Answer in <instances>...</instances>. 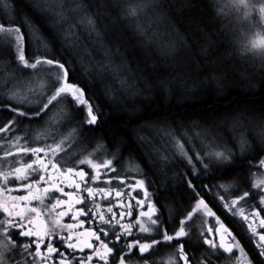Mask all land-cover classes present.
Returning <instances> with one entry per match:
<instances>
[{"label": "snow or ice", "instance_id": "obj_1", "mask_svg": "<svg viewBox=\"0 0 264 264\" xmlns=\"http://www.w3.org/2000/svg\"><path fill=\"white\" fill-rule=\"evenodd\" d=\"M30 3L39 19L15 18L10 0H0L11 13L0 16V66L8 70L0 87V264H264V102L209 107L210 115L167 107L178 82L185 99L207 82L191 68V37L173 13L183 18L206 3L215 19L224 7ZM228 8L264 21V0H231ZM160 26L172 29L166 42ZM200 37L208 60L217 42L205 29ZM91 52L99 54L100 95L77 59ZM238 53L253 69L248 94L264 96V34L241 40ZM211 79L220 94L227 74ZM126 159L143 164L133 172ZM181 168L165 186L180 199L161 202L151 177ZM163 250L167 259L158 261Z\"/></svg>", "mask_w": 264, "mask_h": 264}, {"label": "trees", "instance_id": "obj_2", "mask_svg": "<svg viewBox=\"0 0 264 264\" xmlns=\"http://www.w3.org/2000/svg\"><path fill=\"white\" fill-rule=\"evenodd\" d=\"M10 2L15 8V18L22 19L25 16H33L34 19H39L38 14L34 15V9L31 7L30 0H10ZM212 3L224 7V13L217 14L215 19L212 16L216 13V9L214 8L210 11L206 3H201L199 10L195 13H185L183 18L173 13L174 19H182L183 27L180 28V31L186 32L191 37L190 42L192 47L188 53V60L192 70L194 72L198 70L202 77L207 78V82L202 87L197 82L195 98H192L191 93H189V98L185 99L184 95L179 91L180 83L178 82L175 85L178 93L171 99L167 107L177 114L201 113L210 115L209 107L217 111H230L237 106L243 108L245 105L258 109L260 104L264 102V96L259 95V89L255 90L257 94L254 96L248 94L252 90L249 88V81L245 79V76L246 74H251L253 69L247 59H245L244 63L240 62L239 58L242 57V54L238 53V49L240 48L238 42L243 40V42L247 43V41L255 38L253 34L254 26L250 24L252 21L257 22V19L244 20L239 13L235 11L230 12L228 5L231 3V0H212ZM5 14L11 15L0 4V16ZM200 29H205L207 32L212 33L213 39L217 42L214 49L215 56L208 60H204L200 55V45L202 43ZM160 33V40L164 42L172 38L173 35L171 27L168 28L167 33L165 32V26H160ZM31 47L26 37V49L29 52L31 51ZM90 55H93L95 59ZM90 55L78 56L77 59L82 65V70L89 71L92 77H96L97 83L93 91L97 95H100L105 84L99 83V76L94 68L96 60L99 59V54L97 52H91ZM7 71L0 66V87H3L5 83ZM217 72H225L227 74L224 89L218 95L215 94L216 83L211 79L212 75ZM107 84L111 85L114 82L109 80ZM81 86L83 87L84 84L82 83ZM191 88L192 84L189 83L188 89ZM85 91L87 93L89 89L85 88ZM103 110L105 112H111V109L108 107H105ZM159 111L160 109H157L152 114H158ZM116 123L117 121L114 120L105 127L115 128ZM120 123H123V121H120ZM115 135L117 139L121 138L120 131H116ZM123 138L126 139L127 137ZM124 154L127 158V151ZM136 162L141 165L143 164L142 160ZM177 171H183V169H170L167 175H153L151 177L156 181L155 186L162 190L168 202H171L173 199H180V195L176 192L174 186H169V190L165 191V186L169 184L170 178L174 177ZM205 182L207 183V181Z\"/></svg>", "mask_w": 264, "mask_h": 264}, {"label": "flooded vegetation", "instance_id": "obj_3", "mask_svg": "<svg viewBox=\"0 0 264 264\" xmlns=\"http://www.w3.org/2000/svg\"><path fill=\"white\" fill-rule=\"evenodd\" d=\"M89 150H91V149H89ZM128 162V160L126 159V162H125V168L126 169H128L129 167L131 168V170L133 171V172H136V171H138L139 169L137 168V166L136 165H134V163H135V161H131L132 162V164H130L129 162ZM150 191H153V190H155V191H157L158 192V194H159V196H160V199H161V202H164V201H167V199L164 197V195H163V192H162V190L161 189H159V188H157L156 186H155V188L153 189V188H150L149 189ZM66 222H67V220H66ZM199 223V221H197V224ZM21 239H23V238H21ZM165 251L166 250H163L157 257H156V259L159 261L160 259H167V257H166V255H165Z\"/></svg>", "mask_w": 264, "mask_h": 264}, {"label": "rangeland", "instance_id": "obj_4", "mask_svg": "<svg viewBox=\"0 0 264 264\" xmlns=\"http://www.w3.org/2000/svg\"><path fill=\"white\" fill-rule=\"evenodd\" d=\"M256 19H257V22L252 21L251 24H250V25H253V26H254V27H253V29H254V32H253L254 37H255V34H256V33H262V34H264V21H260L258 17H256ZM247 42H248V41H247ZM238 43L240 44V42H238ZM90 56H91L92 58H94L93 55H90ZM239 60H240L241 63H244V62H245V58H243V57L239 58ZM128 162H129V161H128ZM128 162H127V163H128ZM129 163L132 164L131 161H130ZM137 163H138V162L135 161L134 165L137 166Z\"/></svg>", "mask_w": 264, "mask_h": 264}]
</instances>
